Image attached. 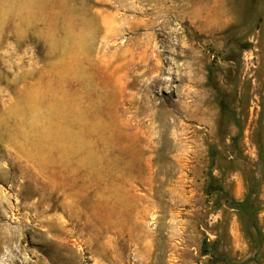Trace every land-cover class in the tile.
<instances>
[{"label":"rangeland","instance_id":"obj_1","mask_svg":"<svg viewBox=\"0 0 264 264\" xmlns=\"http://www.w3.org/2000/svg\"><path fill=\"white\" fill-rule=\"evenodd\" d=\"M212 178L253 184L259 240ZM205 239L264 263V0H0V264H211Z\"/></svg>","mask_w":264,"mask_h":264},{"label":"trees","instance_id":"obj_2","mask_svg":"<svg viewBox=\"0 0 264 264\" xmlns=\"http://www.w3.org/2000/svg\"><path fill=\"white\" fill-rule=\"evenodd\" d=\"M207 77L208 83L212 85V87H214L217 91V99L220 107L219 128L221 131H223L228 122H238L236 118L237 116L235 110L231 106V102L228 99L227 93L221 91L217 84L215 69L213 68V66L209 67ZM233 140L235 143H237L238 141L237 138H233ZM211 151L213 155V153H215V150L212 149ZM208 191L210 193H217L219 195V198L224 199L228 206L237 209L249 223V226L252 230V237L254 238V240H259L261 234L256 220V201L253 198V195L255 194L253 184L251 185L248 195L241 201L235 200L217 178L211 179ZM201 249L204 255H208L210 257L211 264H249L251 262H255L257 264H264L258 258H248L241 262H237L236 260H233L220 247L218 242L210 241L209 239H205L203 241Z\"/></svg>","mask_w":264,"mask_h":264}]
</instances>
